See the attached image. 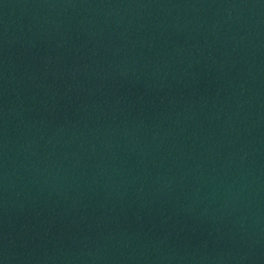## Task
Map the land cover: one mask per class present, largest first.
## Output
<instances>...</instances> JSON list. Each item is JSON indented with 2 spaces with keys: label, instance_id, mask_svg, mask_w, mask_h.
Returning a JSON list of instances; mask_svg holds the SVG:
<instances>
[{
  "label": "water",
  "instance_id": "95a60500",
  "mask_svg": "<svg viewBox=\"0 0 264 264\" xmlns=\"http://www.w3.org/2000/svg\"><path fill=\"white\" fill-rule=\"evenodd\" d=\"M0 264H264V0H0Z\"/></svg>",
  "mask_w": 264,
  "mask_h": 264
}]
</instances>
